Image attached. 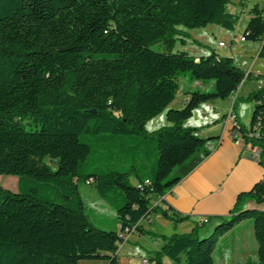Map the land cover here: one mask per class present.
<instances>
[{"label":"trees","instance_id":"obj_1","mask_svg":"<svg viewBox=\"0 0 264 264\" xmlns=\"http://www.w3.org/2000/svg\"><path fill=\"white\" fill-rule=\"evenodd\" d=\"M242 5L248 0H240ZM234 0H0V176L18 178V191L0 185V264L119 263L122 234L161 238L153 264H217L222 237L246 220L253 225L257 260L264 264V180L239 194L226 216L203 218L190 233L161 236L142 222L161 216L175 227L191 219L154 206L213 153L220 137H202L184 124L204 104L235 96L238 135L256 147L264 167V86L238 96L246 73L233 58L211 51L195 59L174 52L178 42L202 46L179 27L217 25L235 31ZM247 41L262 42L264 10L252 9ZM161 43L163 52L150 48ZM189 76L196 88L173 108ZM254 109L247 127L240 104ZM95 111V112H94ZM166 111L167 126L147 124ZM257 133L251 138L249 133ZM49 159L50 164L47 162ZM56 165V169L52 168ZM136 180L135 184L131 179ZM93 185L117 215L118 230L95 227L80 192ZM218 224L208 237L200 229Z\"/></svg>","mask_w":264,"mask_h":264},{"label":"crops","instance_id":"obj_2","mask_svg":"<svg viewBox=\"0 0 264 264\" xmlns=\"http://www.w3.org/2000/svg\"><path fill=\"white\" fill-rule=\"evenodd\" d=\"M254 6H259L261 10H264V0H248L245 5H242L240 0H234L233 5L230 7V11L233 14L240 16V22L236 27V30L233 31V35L230 38L231 42H235L234 40L239 42L237 38L239 39V37L243 35L239 33L241 21L244 17H246L247 27L253 16L252 9ZM203 29L204 30L201 32L202 40L194 39L201 42L202 46H205V48H208V51H206L204 53L205 55H202V57L209 55L211 51L220 53V50L225 47H216L215 49H211L210 47H207L208 45H205V43L207 42L209 36L216 37L219 34L229 33L228 30L222 29L217 25H209ZM219 42L226 41L221 39ZM247 42L248 41L242 43ZM190 43H192V40H189L186 45H189ZM255 45L252 46L253 53H250L249 55H251L250 57L253 55L257 56V60L251 63L250 72L255 75H264L263 73L254 70L255 65L259 62H264V59L260 60L259 58L262 42H259V46H257V44ZM220 56L222 55L220 54ZM224 57H230L235 60L236 55L232 50L226 53ZM256 84L259 85V87H255ZM245 85L248 90H250L249 93H251L258 88L263 87L264 81L256 80L253 77L252 79L246 80L243 86ZM198 87H200L199 84H194L192 85V90ZM181 92L182 97L176 98L175 102L171 105L173 108L181 109L184 107V100L189 96L187 95V92L189 91H186V88L183 87ZM249 93L242 96H247ZM218 101L219 100L213 102L214 106H210V102L202 105L194 114L197 115L200 111L202 112V115H199V120L195 121L190 119L184 124L187 128L199 129L202 137L204 138L220 137V140L216 144H210V148L214 149L213 153L164 197L154 198L152 201L153 205H160L163 208H171L174 212H177L182 216H190L191 219L175 227L172 222L164 219L163 217L159 215L153 216L151 221L146 220L142 222L145 231L168 237L175 233L183 234L185 232H192L195 227V222L199 219L228 215L236 204L239 194L250 191L256 183L264 180V167L260 164L259 159L254 158L258 149L253 146L242 148L236 144L233 137L234 133L231 130L225 133L223 132V122L225 121L227 115L233 110L235 98L226 99L221 103ZM240 108L241 105L239 106V109ZM238 112L237 116L240 121L241 118ZM204 115H207L208 117L214 116L213 120L215 121L206 120L207 116ZM156 119L147 124V131L148 125L155 123ZM201 119L203 120L201 121ZM200 126L204 127V129H200ZM156 130L158 129H154L152 132ZM246 208L264 211V203L258 204L254 200H249L246 202ZM154 220L160 221L162 226L164 224L167 225V227H171L174 233L167 235L164 231H162V229H158V227L155 228ZM144 222H147L150 226H145ZM217 224L218 220L213 219L209 224L210 226L208 231L212 232ZM239 231L240 233H238ZM137 235L138 234L130 235L126 243L131 242L132 239L135 245H139L141 248H144L140 244V241L142 240H139V238L141 236L136 238ZM146 237L157 241L152 248H144V250L146 252L148 251L149 254L148 257L143 259H148L151 262L152 253L160 251L164 242L161 238H151L150 236ZM220 243L221 246H219ZM220 247H222V254L219 257V262L217 263L216 261L217 264H244L250 259L257 260L258 245L254 237L252 222L250 220H246L222 237L215 248L214 257L220 250ZM118 255L120 258V264H130L129 258L127 259L122 257L120 253ZM163 261L164 264H173V262L168 258H164ZM108 263V260H90L86 262V264Z\"/></svg>","mask_w":264,"mask_h":264},{"label":"rangeland","instance_id":"obj_3","mask_svg":"<svg viewBox=\"0 0 264 264\" xmlns=\"http://www.w3.org/2000/svg\"><path fill=\"white\" fill-rule=\"evenodd\" d=\"M179 28L181 30H183V32L187 33L192 39L202 40L201 32L204 30L203 28H201V29H187L183 26H181ZM245 28H246V17H244L243 20L241 21L239 33L244 35L245 34ZM228 32L229 33H225V34H221V35L219 34L216 37L209 36L205 45H208L207 47H210L211 49H215L216 47L221 48L219 46V43H220L219 41L221 39L225 40L226 41L225 43L228 44V46H226L225 48L220 50V53L217 52L218 55L221 54L224 57V55L226 53L233 50L235 55H236L235 60L233 59L235 64L238 65L240 68H242V70L244 69L245 72L248 74L251 71L250 70L251 69V63L255 62L257 60L256 59L257 56L252 54L253 56L250 57L251 55H249V54L253 53L252 52V46H254L255 44H257V46H259V42H253L250 40L247 43H242L240 41L239 42L238 41L231 42L230 38L233 35V32H230V31H228ZM204 41H206V40H204ZM150 48L153 49L154 51H157V52H163L164 51V46L161 43L151 45ZM206 51H208V48H205V46H199V45H196L194 43H190L189 45L183 46L180 42H178V44L176 45V47L174 49V52L188 53L190 56H193L197 60H199L202 57V55H205L204 53ZM260 60H261V58H260ZM254 70L259 71V72L264 74V62H259L257 65H255ZM212 85H213V83H210L206 86L204 85V87L200 86L198 88H199V90H203V91H212ZM183 87L186 88V91L192 90V84H191V81L189 80V76H185L181 79V88H183ZM255 87H259V85L256 84ZM249 92H250V90H248L247 86L246 85L243 86V84H242V87H241L239 93H237V95L242 96V95L249 93ZM181 97H182V92L180 91L177 98H181ZM231 98H235V96H233ZM218 102L221 103V102H224V100H219ZM209 104H210V106H214L213 102H210ZM240 105H241V108L239 109V107H238V109H237V112L239 111L238 113H239V116L241 118L240 121H241V123H243L245 126L248 127V126H250V121H251V117H252V113H253V109H254V104L250 103V102H245V103H242ZM199 115H202L201 111L199 113H197V115H194L191 119L197 121V120H199L198 119ZM204 116H207V115H204ZM209 117L207 116L206 120H210L213 122L215 121V120H213L214 116H209ZM202 120L203 119H201V121ZM167 125H168V122L166 120V111H165L163 114H161V116L157 117V119L155 120V123L148 125V132H152V130H154V129H159V128H161L163 126H167ZM200 129H204V127H201ZM47 162L50 164L49 159L47 160ZM52 168L56 169V165L52 164ZM131 183L135 184L136 180L134 178H132ZM0 185L6 190H9L11 192H17L18 191V178L15 176H0ZM80 192H81L82 197L85 201L86 214L89 216L91 223L95 227L102 229V230H106V231H113L115 229L118 230L117 215H116L115 211L111 208L109 203L106 202L97 193L95 186H93V185H88V186L82 185L80 187ZM159 224H160V226H159ZM144 225L150 226L147 222H144ZM154 226H155V228L158 227V229H162V231H164L167 235H171L172 233H174V231L172 230L171 227H167V225H164V224L162 226L160 221H158V220H154ZM209 226L210 225H206L205 227L200 229L199 237L201 239H203L204 237L205 238L208 237L212 233V232L208 231ZM185 233H190V232H185ZM238 233H240V231ZM136 234H138V233H136ZM133 235H135V234H133ZM146 236L147 235L142 236V235L138 234L136 236V238L140 237L139 240H142V241H140V244L144 248L150 249L156 244L157 241L154 239H150ZM229 240H231V239H229ZM229 240H228V242H229ZM219 246H221V243ZM144 248H141L139 245H135L131 239V242L125 243L124 247L119 249V253L122 257H125L127 259L129 258L130 264H142L141 261L143 260V258L148 257V254H149V252L148 251L146 252L144 250ZM141 253H144V254H141ZM221 254H222V247H220V250L215 255V259H216L217 263L219 262V257ZM86 262L87 261H83L82 264H84V263L86 264Z\"/></svg>","mask_w":264,"mask_h":264},{"label":"built area","instance_id":"obj_4","mask_svg":"<svg viewBox=\"0 0 264 264\" xmlns=\"http://www.w3.org/2000/svg\"><path fill=\"white\" fill-rule=\"evenodd\" d=\"M249 1H251V0H249ZM247 36H248L247 34H244L243 36L239 37V39L237 38V40H239L240 42H246V41H247ZM234 41H236V40H234ZM219 46H220L221 48H223V47H226L227 44H226L225 42H220V43H219ZM241 87H242V86H241ZM241 87L239 88V90H238L237 93H239ZM236 124H237V122H236V116L233 114V111H231V112L227 115L225 121L223 122V132L225 133V132H227V131H229V130H231V131L233 132V130H234ZM249 136H250L251 138H253V137L258 136V134H257V133H252V132H251V133H249ZM235 142H236V144H238V145H239L240 147H242V148H245V147L250 146V145H246V144H245L244 138H243L241 135H238L237 140H235ZM250 147H251V146H250ZM260 156H261L260 151H259V150L256 151V153H255V155H254V158H256V159H260ZM154 206H158V205H154ZM147 220L151 221V218H150V219H147ZM145 221H146V220H145ZM202 221H203V222H207V219H206V218H203ZM129 236H130V235L122 234V236H121L122 240H121V243L119 244L120 248L123 247V245H124V244L126 243V241L128 240V237H129ZM120 248H119V249H120ZM142 264H152V262H150L148 259H143V260H142Z\"/></svg>","mask_w":264,"mask_h":264},{"label":"water","instance_id":"obj_5","mask_svg":"<svg viewBox=\"0 0 264 264\" xmlns=\"http://www.w3.org/2000/svg\"><path fill=\"white\" fill-rule=\"evenodd\" d=\"M95 112V111H94Z\"/></svg>","mask_w":264,"mask_h":264}]
</instances>
